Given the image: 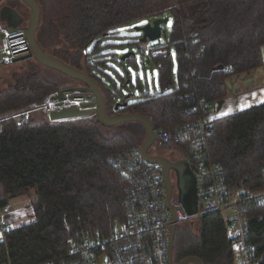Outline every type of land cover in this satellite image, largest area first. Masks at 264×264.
I'll return each instance as SVG.
<instances>
[{"label":"trees","instance_id":"16d2710c","mask_svg":"<svg viewBox=\"0 0 264 264\" xmlns=\"http://www.w3.org/2000/svg\"><path fill=\"white\" fill-rule=\"evenodd\" d=\"M38 2L42 8L36 34L40 46L90 74L103 88L98 78L106 61L103 40L130 22L172 19L170 35L164 30L162 34L168 53L147 58L158 71L159 90L149 92L146 83L139 100L130 103L120 96L119 102L126 106L116 113L145 116L155 131H173L193 123L192 110L199 101L213 108L229 96L231 83L264 65V0ZM22 20L18 27L26 28L27 19ZM170 48L176 56V78L171 73ZM36 63L0 92V207L25 197L34 215L33 221L7 233L6 243L0 245V264L56 260L66 255L68 239L104 234L115 220H121L125 181L106 160L112 153L139 148L146 137L140 123L109 127L95 116L53 122L33 112L27 122L11 118L76 84ZM220 66L223 69L217 70ZM137 85L142 88L139 80ZM103 91L113 105L115 99ZM208 146L231 192L251 194L264 189V104L217 119ZM177 149L184 154L186 144ZM245 219L249 241L264 264V204L248 206ZM195 223L197 234L190 228ZM172 254L177 261L197 257L202 264H232L225 217L213 213L177 227Z\"/></svg>","mask_w":264,"mask_h":264},{"label":"built area","instance_id":"2783aa9c","mask_svg":"<svg viewBox=\"0 0 264 264\" xmlns=\"http://www.w3.org/2000/svg\"><path fill=\"white\" fill-rule=\"evenodd\" d=\"M161 41L153 44L155 42L138 39L135 57L155 58L168 53V43L163 38ZM29 52L24 27L10 29L0 26V63L3 66L14 64ZM58 93L50 94L43 104H32L29 111L11 118L27 122L33 112H41L48 117L53 111L94 109L87 107L93 100L86 99L84 94L65 92L63 99L58 100ZM213 108L199 101L192 110V114L196 115L193 123L173 131H155L154 145L158 149L174 151L178 145L186 144L183 156L196 177L198 204L195 214H186L178 196L172 197L171 204L176 214V221L173 222L165 206L161 169L144 161L138 147L115 152L108 156L106 163L125 181L122 219L115 220L104 234H87L83 240L68 239L66 255L44 264H169L168 236L171 226L179 227L213 213L222 214L226 219L232 264H261L257 249L248 238L245 210L248 206L264 204V189L251 194L230 191L208 146L214 122L221 118ZM8 212L7 206L0 207V245L6 243V235L11 230L2 219Z\"/></svg>","mask_w":264,"mask_h":264},{"label":"water","instance_id":"95a60500","mask_svg":"<svg viewBox=\"0 0 264 264\" xmlns=\"http://www.w3.org/2000/svg\"><path fill=\"white\" fill-rule=\"evenodd\" d=\"M22 3L28 7L29 16L26 22L25 36L30 48V52L27 56L17 59L16 62L33 59L37 63L44 67H47L55 72L62 74L63 76L76 82V84L67 89L59 91L56 99L62 100L63 94L65 92H79L84 94L85 98L88 100H93L88 103L87 107H94L91 110H78L76 108L66 109L62 111H53L49 114L48 118L50 121H68L75 120L84 117L95 116L96 121L104 126H117L125 122H136L140 123L146 132V137L143 144L139 147V152L141 158L149 164L156 165L161 169L163 175V184L165 188V206L169 210L172 216L173 222L176 221V214L174 208L171 204L172 198V185L170 180V169H174L178 175V200L182 204L183 209L186 214L192 215L197 212V191H196V177L194 172L190 169L186 161H178L172 163L166 157L151 155L149 153L151 147L154 145L156 139V133L152 122L142 115L136 114H115L109 115V110L114 109L117 111L119 107H125L126 103L114 102L110 105L103 89L108 93L111 98L115 99V94L106 87L103 88L100 81L92 77L90 74L83 70L77 69L62 60L48 54L44 50L36 39L37 31L40 27L42 20V8L38 0H21ZM10 12L9 14H5ZM19 15L14 10H7L4 12V16H1V20L4 19V25L10 29H16L23 22L22 19L18 17ZM168 23V18H157L151 23L135 28V31L140 34L139 40L142 42H155L162 37L163 29L162 26ZM129 58H136L134 53H127L121 56L118 61L121 67H124V63ZM223 68L217 67V70H222ZM126 76H129V72L125 69ZM128 84L130 81L127 80L122 86V90L125 92V100L133 98L135 95L133 91L129 90ZM168 88H165V91ZM177 227L172 225L169 230L168 236V262L169 264H174L172 262V251L174 236ZM179 264H202V261L197 257H188L184 259Z\"/></svg>","mask_w":264,"mask_h":264},{"label":"rangeland","instance_id":"374dc122","mask_svg":"<svg viewBox=\"0 0 264 264\" xmlns=\"http://www.w3.org/2000/svg\"><path fill=\"white\" fill-rule=\"evenodd\" d=\"M29 11V10H28ZM29 16V15H28ZM28 16L26 17L28 19ZM168 18V17H163ZM155 19H141L139 21L130 22L117 28V34L106 38L102 42V52L106 55L105 67H101V74H98V78L105 84L107 89H110L115 95V103L119 102L120 92L123 95L125 92L122 90V86L127 80L129 90L133 91L135 97L128 101L134 102L139 100L137 96H140V92H146V83H148V91L159 90L160 84L158 80V71L151 61L147 58L141 59L140 56L126 60L124 67H121L118 59L127 53H137L135 42L140 37V34L135 31V28L143 27ZM172 27V19L168 18V23L162 26V29L166 31L167 36L170 35ZM123 30V31H121ZM162 40V37L155 41V43ZM153 43V44H155ZM109 47V48H108ZM110 53V54H109ZM171 60H172V76L176 78L177 75V62L173 48H170ZM114 58L116 60H114ZM32 63H36L34 60H23L16 62L8 67H3L0 71V92L6 91L15 84V76L23 75L27 73ZM38 64V63H36ZM125 69L129 72V76H126ZM103 72V73H102ZM153 78V79H152ZM124 80V81H122ZM137 80L140 81L142 88L137 85ZM175 151V150H174ZM172 150H161L164 156H175V152ZM8 207V206H7ZM9 211L11 210L8 207ZM191 230L194 234H197V223L193 224Z\"/></svg>","mask_w":264,"mask_h":264},{"label":"crops","instance_id":"0c3cea01","mask_svg":"<svg viewBox=\"0 0 264 264\" xmlns=\"http://www.w3.org/2000/svg\"><path fill=\"white\" fill-rule=\"evenodd\" d=\"M8 9L14 10L20 19L26 20L29 15L28 7L21 0H0V26L4 25V19L1 20V16H4V12ZM5 14L10 15V12ZM261 57L264 63V45L261 47ZM2 69L3 66L0 63V71ZM262 104H264V65L254 74L242 75L239 80L231 83L229 96L217 102L214 109L220 113V117H224ZM7 206L11 210L2 219L11 228L33 221V209L25 197L11 200Z\"/></svg>","mask_w":264,"mask_h":264},{"label":"flooded vegetation","instance_id":"af4514ba","mask_svg":"<svg viewBox=\"0 0 264 264\" xmlns=\"http://www.w3.org/2000/svg\"><path fill=\"white\" fill-rule=\"evenodd\" d=\"M123 93L121 94L120 92V96H122ZM125 96V94L123 95ZM121 98H119L120 100ZM117 113V111H114V109L109 110V115H115ZM175 152V151H174ZM149 153L151 155H158V156H163L166 157L168 160H170L172 163L178 162V161H186L185 157L183 156V154L178 151L176 152L175 156H164L162 155L161 149H158L156 145H153L149 151ZM187 162V161H186ZM188 163V162H187ZM189 165V164H188ZM190 169L192 170L191 166L189 165ZM193 171V170H192ZM170 180H171V185H172V197L178 196L179 195V190H178V175L176 173V171L174 169H170ZM181 261H177L174 258V255L172 254V262L174 264H179Z\"/></svg>","mask_w":264,"mask_h":264},{"label":"bare ground","instance_id":"6f19581e","mask_svg":"<svg viewBox=\"0 0 264 264\" xmlns=\"http://www.w3.org/2000/svg\"><path fill=\"white\" fill-rule=\"evenodd\" d=\"M25 28V27H24ZM114 171V170H113ZM106 233V232H105Z\"/></svg>","mask_w":264,"mask_h":264},{"label":"snow or ice","instance_id":"6c2138e0","mask_svg":"<svg viewBox=\"0 0 264 264\" xmlns=\"http://www.w3.org/2000/svg\"><path fill=\"white\" fill-rule=\"evenodd\" d=\"M121 31H123V30H121Z\"/></svg>","mask_w":264,"mask_h":264}]
</instances>
